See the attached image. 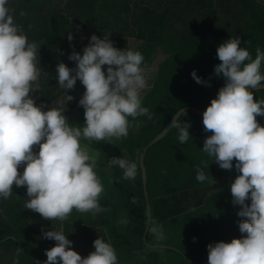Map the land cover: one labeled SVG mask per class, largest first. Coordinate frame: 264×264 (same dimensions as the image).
<instances>
[{"label":"trees","instance_id":"1","mask_svg":"<svg viewBox=\"0 0 264 264\" xmlns=\"http://www.w3.org/2000/svg\"><path fill=\"white\" fill-rule=\"evenodd\" d=\"M9 7L28 39L41 44L40 65L48 76H41L37 104L45 107L54 106L63 95L55 79L56 64L63 61L74 67L69 53L73 49L82 53L93 33L103 38V32H110L109 38L118 48H129L128 39L135 40V50L144 57L143 68L155 60L159 51L168 55L160 63L152 87L142 97L151 118L147 114L129 117L126 137L103 141L82 138V142L99 151L95 171L104 186L99 203L105 210L93 213L73 209L63 220L78 230L84 229V236L102 228L116 250L119 264H168L166 249L150 248L143 241L148 205L140 154L178 110L193 106L204 111L224 85L223 76L214 73V66L221 62L216 52L222 41L239 36L241 46L253 58L258 46L264 49V5L256 0H9ZM69 32L73 35L71 41L67 38ZM193 69L210 86L197 83L191 76ZM84 90L79 79L73 89L67 90L74 99L68 102L65 115L80 127L85 117L78 100ZM253 94L254 99H264V91ZM256 118L264 125V117ZM182 119L191 122V137L186 142L178 140V129L173 127L146 154L152 210L147 241L151 245H168L172 234H179L190 259L207 264L209 243L242 235L237 223L241 219L237 216L240 206L233 205L230 192L238 172L235 167H219L202 150L209 133L204 131L201 117L189 111ZM113 156L137 162L138 175L125 179L123 169L109 163ZM198 167L204 170L207 180L196 179ZM25 187L13 184L12 194L0 199V242L15 251V258L19 255V264H37L47 259L45 249L56 241L44 238L42 230L31 225L24 207L28 199ZM182 200L191 206H180ZM154 225L162 226L163 239L151 231ZM93 250L76 251L83 257Z\"/></svg>","mask_w":264,"mask_h":264},{"label":"clouds","instance_id":"2","mask_svg":"<svg viewBox=\"0 0 264 264\" xmlns=\"http://www.w3.org/2000/svg\"><path fill=\"white\" fill-rule=\"evenodd\" d=\"M103 33V38L91 34L82 53L74 49L69 53L74 67L63 61L56 64L55 79L63 95L55 106L45 107L36 103L34 95L42 74L48 76L40 65L41 44L29 40L24 28L14 21L9 0H0V199H7L15 184L26 186L29 198L24 207L48 220H66L73 209L105 210L99 203L104 186L95 171L97 157L82 145V138L126 137L129 117L147 114L151 118V113L142 103L149 88L143 54L130 47H116L110 32ZM67 38L73 39L71 32ZM216 54L221 62L214 66V73L222 75L225 83L202 113L204 131H211L202 150L219 167H235L238 172L230 192L233 205L240 206L237 223L242 235L209 243L207 264H264V125L256 118L264 117V99H254L249 90L264 86V49L258 46L253 58L241 46L240 37L231 36L218 45ZM191 76L210 86L195 69ZM77 79L85 87L78 100L84 109L82 127L70 123L65 115L68 102L74 99L67 90L75 87ZM190 126V121L175 118L170 127H176L178 140L186 142L191 137ZM109 163L123 169L125 179L138 175L135 161L113 156ZM196 179H208L199 167ZM151 231L164 238L162 226L154 225ZM42 236L56 243L45 249L47 259L37 264L118 262L114 246L103 237L98 236L94 250L82 257L70 247L73 241L63 228L42 231ZM13 264H19V255Z\"/></svg>","mask_w":264,"mask_h":264},{"label":"crops","instance_id":"3","mask_svg":"<svg viewBox=\"0 0 264 264\" xmlns=\"http://www.w3.org/2000/svg\"><path fill=\"white\" fill-rule=\"evenodd\" d=\"M128 42H129V44L131 43V46H134V49H135L136 41L133 39H130V40L128 39ZM158 54L166 55V54L162 53L161 51H159ZM167 56L168 55H166V58H167ZM155 73L156 72H154V74L152 76L153 82L155 80ZM147 76H148V78H151L150 77L151 75L149 73L147 74ZM152 84H151V87H152ZM39 92H40V87L36 91L37 96H38ZM54 106H55V104H54ZM82 145L85 146L88 151H90V148H92L91 145L88 144L86 141L82 142ZM106 167H108V166L105 165L104 168H106ZM25 189H26V187H25ZM25 192H26V190H25ZM26 196H27V194H26ZM27 198H28V196H27ZM193 199H195V198H193ZM180 206L183 207V202H181ZM170 207H174V204H173V206H170ZM26 210L28 212V215H29L28 218L31 222V225L37 229L39 228L42 231H47L49 229L50 230H58L60 228H63L64 233L68 236V238L70 240L73 241V244L70 247H72L74 250L82 251L84 249L88 250V249L94 248L93 241L98 236L103 237L106 241L108 240V238L105 234V231L102 228H98L95 231H92V233L90 235L84 236V233H83L84 229L78 230L77 228L74 227L73 224H67L65 221H60L59 219L48 220V219L44 218V220L46 221V225L40 226V223L36 222L34 220V215L41 216V214H39L38 212H34L32 210H29V209H26ZM6 219L7 218L5 216L4 221ZM107 242H110V241L108 240ZM173 242H174V244H173ZM156 246H159V247L166 249V254L164 257H165V260L167 261L168 264H184V262H186V261L188 263H191V264L197 263L196 261L190 259V257L186 254L185 250L187 248V245L184 243V241H182L179 234H172V236L170 238V242L168 243V245H161V246L156 245ZM180 256H182V257H180ZM14 260H15V251H12L10 248H8L6 246H2V242H0V264H13ZM117 264H119V262H117ZM197 264H199V263H197Z\"/></svg>","mask_w":264,"mask_h":264},{"label":"water","instance_id":"4","mask_svg":"<svg viewBox=\"0 0 264 264\" xmlns=\"http://www.w3.org/2000/svg\"><path fill=\"white\" fill-rule=\"evenodd\" d=\"M257 2H259L260 4L264 5V0H256ZM250 91L257 92V91H264V86H258L256 88H249ZM194 112L195 114H197L199 117L202 118V113L203 110L198 109L196 107L193 106H186L181 108L180 110L177 111V113L171 118V120L169 121V123L165 126V128L162 130V132L160 134H158L147 146L146 148L141 152L140 154V169H141V178H142V184H143V190H144V194L147 200V205H148V217H147V226L144 232V236H143V241L145 242L146 246L150 247V248H157L159 246L156 245H151L148 243L147 241V235L148 232L150 230L151 224H152V210H151V206H150V200H149V192H148V174H147V167H146V163H145V159H146V154L147 151L154 146L155 144H157L158 142H160L163 138L166 137V135L170 132V130L173 127L171 126V123L173 121V119L175 118H181L183 116V113L186 112ZM209 135L211 134V131H208ZM197 264V263H195Z\"/></svg>","mask_w":264,"mask_h":264},{"label":"rangeland","instance_id":"5","mask_svg":"<svg viewBox=\"0 0 264 264\" xmlns=\"http://www.w3.org/2000/svg\"><path fill=\"white\" fill-rule=\"evenodd\" d=\"M129 46H130V48H133L134 49V46H131V43L129 44ZM166 58V55H160V54H158L157 56H156V58H155V60L151 63V64H147L146 65V67H145V71H146V74H150L151 76V78H148V84H149V88L148 89H150V87H151V84L153 83V78H152V76H153V74H154V72H157V67H159V65H160V63L164 60ZM147 89V90H148ZM146 90V91H147ZM35 95V97H36V102H37V94L35 93L34 94ZM91 154H94V155H96V157H97V159H98V157H99V151H98V149H96V148H90V151H89ZM106 168H109V167H106ZM26 190V189H25ZM29 198V197H28ZM181 202H183V207H186V206H188L189 207V204H190V206H191V204L192 203H189L188 201H181ZM181 204V203H180ZM34 220L36 221V222H39L40 223V226L41 225H46V221L44 220V217H42V216H36V215H34Z\"/></svg>","mask_w":264,"mask_h":264}]
</instances>
